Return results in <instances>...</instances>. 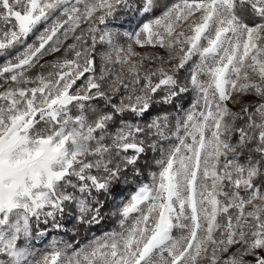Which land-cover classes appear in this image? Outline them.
Here are the masks:
<instances>
[{"label":"snow or ice","instance_id":"obj_1","mask_svg":"<svg viewBox=\"0 0 264 264\" xmlns=\"http://www.w3.org/2000/svg\"><path fill=\"white\" fill-rule=\"evenodd\" d=\"M17 45L0 264H264V0H0V56Z\"/></svg>","mask_w":264,"mask_h":264},{"label":"trees","instance_id":"obj_2","mask_svg":"<svg viewBox=\"0 0 264 264\" xmlns=\"http://www.w3.org/2000/svg\"><path fill=\"white\" fill-rule=\"evenodd\" d=\"M121 22L123 23V27L124 26L129 27L131 25L132 20L129 21L127 18H124V19H122ZM30 39H31V37L28 38V40H30ZM12 55H14V54H12ZM8 58H9L8 54L0 56V66L3 65L4 62L7 61ZM187 102H189V100H186V98H185V101H184L185 107H188V106H186ZM153 115H155V113ZM131 187H132V185H128V186L122 185L121 188L117 189V192H120L121 190L123 192L122 196L117 197V199H116L117 203H119L121 199L128 196V194H129L128 190ZM75 223H76L75 221H69L66 223V227L64 229L69 230V233H67V235H64V236L67 237L70 241L78 242L80 245L88 243L93 237H98V236L104 234L105 232L111 231L110 226H107V228H105V230H103V232H97L96 230H94L96 226H93L90 230L87 228H84V227H75L74 228L73 225ZM48 231H49V235L46 237L47 243H48L49 239H57V240H59L61 238L63 239V237H62L63 232L62 231L58 232L57 230L51 229V228ZM47 243L43 242L42 245H38V246L36 244V247L38 250H43V248L47 245Z\"/></svg>","mask_w":264,"mask_h":264},{"label":"rangeland","instance_id":"obj_3","mask_svg":"<svg viewBox=\"0 0 264 264\" xmlns=\"http://www.w3.org/2000/svg\"><path fill=\"white\" fill-rule=\"evenodd\" d=\"M162 2H169V0H162ZM173 2H174V0H173ZM122 19H124V17H122L121 18V21H122ZM137 23V21L135 20V19H133L132 20V22H131V25L129 26V27H126V26H124L123 28H120L119 30L121 31V32H123V31H131L132 30V28L135 26V24ZM42 27L43 26H41V30H42ZM31 37V39L30 40H27V43H33L34 41H35V36H30ZM69 42H71L70 40H69ZM23 51V46H21V45H17L15 48H13V49H10L9 50V52L8 53H6V54H8L9 55V58L8 59H11V58H13L17 53H19V52H22ZM136 51H138V52H142V53H144V52H149V53H151V52H155V51H159L158 49H152V48H144V49H141V48H139V47H136ZM16 53V54H15ZM12 54H14V55H12ZM12 55V56H11ZM60 54L59 53H57L56 54V56H59ZM55 57L54 56H48V57H46V59L47 60H53ZM7 59V60H8ZM6 62V61H5ZM4 62V63H5ZM2 66V65H1ZM7 75V74H6ZM81 83V81H77V84H80ZM191 97H192V94L191 93H189L188 95H186V100H189V102H190V100H191ZM189 102H187L186 103V106H188V104H189ZM107 226H110V229H111V231L112 230H114V229H116L117 228V224L115 223V219L113 218V219H108V220H106L102 225H100V226H96L95 227V229L94 230H96L97 232H103V230H105V228H107ZM50 229V228H49ZM62 237H63V239L64 240H69L67 237H65L64 236V233L65 232H67V233H69V230H66V229H63L62 230ZM103 235V234H102ZM101 236V235H100ZM53 239H49L48 240V243H47V239H46V237L43 239V240H38V241H36V244H37V246L38 245H42L43 244V242L44 243H47V245L43 248V249H45V248H47L48 247V245L50 244V242L52 241ZM70 241V240H69ZM85 244H87V243H85Z\"/></svg>","mask_w":264,"mask_h":264}]
</instances>
